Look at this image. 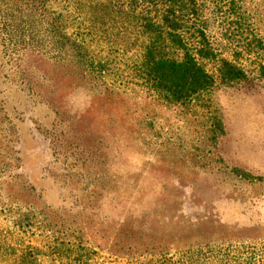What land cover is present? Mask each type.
Instances as JSON below:
<instances>
[{
    "label": "rangeland",
    "instance_id": "obj_1",
    "mask_svg": "<svg viewBox=\"0 0 264 264\" xmlns=\"http://www.w3.org/2000/svg\"><path fill=\"white\" fill-rule=\"evenodd\" d=\"M85 1L46 2L62 45L35 0H0V264H155L182 228L264 235V0H198L248 74L182 101L130 68L135 46L120 54L119 23ZM151 227L171 252H112Z\"/></svg>",
    "mask_w": 264,
    "mask_h": 264
},
{
    "label": "trees",
    "instance_id": "obj_2",
    "mask_svg": "<svg viewBox=\"0 0 264 264\" xmlns=\"http://www.w3.org/2000/svg\"><path fill=\"white\" fill-rule=\"evenodd\" d=\"M48 0H35V12L50 20L46 25L60 33V23L51 13L45 14ZM89 8L95 7L102 12L106 23H119L118 33L122 37L121 53H128L127 43L135 46L130 68L151 88L166 93L175 101H182L211 87L214 78L220 82L239 80L247 77L244 66L228 58L219 50L218 41L209 29L198 0H86ZM111 10L106 15L103 10ZM115 18L111 21V16ZM37 16V17H38ZM108 16V17H106ZM85 21V19H83ZM110 27V26H109ZM78 29V25L75 27ZM58 43L69 42L64 35L56 34ZM75 48L83 40L74 37ZM127 40V41H126ZM71 42V41H70ZM59 55V54H57ZM60 56V55H59ZM83 56V55H82ZM208 60L214 64V71L203 65ZM258 77L264 78V63H259ZM176 224L184 223L177 221ZM188 225H199L188 222ZM159 227H163L158 225ZM142 227V226H141ZM158 230V229H156ZM155 227L149 229V238L139 244H123L121 237L114 241V254L137 253L165 254L171 252L169 239L160 241ZM191 232V231H190ZM195 234V235H192ZM175 245V257H163L155 264H264V235L253 237H234L222 234L199 235L188 233L182 228L176 238L182 236ZM190 235V237L188 236ZM127 240L133 241L129 234ZM177 252V254H176ZM147 264H150L148 262Z\"/></svg>",
    "mask_w": 264,
    "mask_h": 264
}]
</instances>
